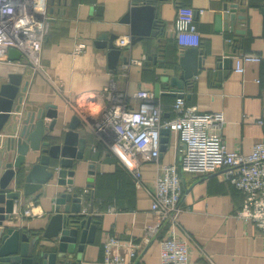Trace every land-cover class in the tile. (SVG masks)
Listing matches in <instances>:
<instances>
[{"label":"crops","instance_id":"crops-1","mask_svg":"<svg viewBox=\"0 0 264 264\" xmlns=\"http://www.w3.org/2000/svg\"><path fill=\"white\" fill-rule=\"evenodd\" d=\"M134 1L49 0L50 17L43 37L41 68L24 55L18 60L0 62L1 81L10 72L24 75L23 84L28 83L23 93L27 108L36 109L47 103L57 105L59 116L54 130L49 132L52 143L62 142L75 115L82 121L77 129L87 146L84 159L76 162L73 185L77 187L73 191L88 187L89 178H93L92 186L82 196V207L88 206L99 223L93 242L86 243L82 252L76 250L70 264H102L103 242L109 235L133 239L139 244L133 264H161L160 240L165 231L152 230L156 217L151 210V196L90 123L83 122L82 115L68 100L75 101L79 95L109 87L111 101L126 96L129 103L137 105L138 99L133 95L138 89L154 91L161 75H178L179 58L186 49L178 43L175 30L179 14L194 16L201 37L198 47L203 51L202 68L184 87L187 104L201 112L223 113L225 123L221 132L229 150L250 153L256 142L264 140V0H158L155 5L160 33L121 47L116 66L110 67L108 48L99 47L96 41L102 34L130 35V25L120 21ZM232 3L239 4L237 13L243 19L237 17L233 28L224 29L226 20L218 22L216 17L223 12L224 5ZM237 29H243L244 33H237ZM76 41L86 44L85 51L77 56L72 53ZM227 53L235 54L233 62L227 75L219 78L217 65ZM246 53L258 54L262 61L242 60L244 70L238 71L236 59H242ZM161 91L157 97L163 117H173L176 96L168 94V88ZM98 95L92 103L82 99L77 102L78 108L91 119L99 118L109 103L105 95ZM13 115L0 133V175L4 171L2 158L7 138L15 135L20 126L21 112ZM50 121L45 118L46 125ZM168 137L160 160L174 163L178 158L177 137L171 131ZM6 155L9 157L4 156L5 162L14 154L11 151ZM59 167V161L51 159L49 169ZM91 170L95 173L91 174ZM141 171L152 188L157 163L147 161L141 165ZM14 185L15 180L11 183ZM183 185V211L176 231L190 242V264H264V232L237 215L245 202L243 191L227 181L222 172L185 173ZM64 191H69L68 185H60L55 173L40 190L15 202V211L4 225L42 235L53 214V198ZM25 208H30V213L21 215ZM1 227L4 226H0V236L6 231ZM58 242L57 237L52 238L48 243L53 247L49 249L53 251Z\"/></svg>","mask_w":264,"mask_h":264},{"label":"built area","instance_id":"built-area-1","mask_svg":"<svg viewBox=\"0 0 264 264\" xmlns=\"http://www.w3.org/2000/svg\"><path fill=\"white\" fill-rule=\"evenodd\" d=\"M49 0H0V62L9 61L8 51L16 48L36 67L41 68L43 37L50 17ZM178 43L182 48L198 47L201 37L193 15L179 14L175 20ZM117 45L130 43V35H120ZM86 44L76 41L73 55H80ZM243 61H262L258 54H243L236 59V69L243 71ZM99 94V95H98ZM98 96L109 99L103 114L91 119L77 106L78 99L93 102ZM137 105L126 96L111 101L109 87L102 91L77 96L68 100L80 113L84 123L101 135L107 146L120 158L123 166L144 186L152 199L151 210L156 217L152 230L165 231L160 240L161 264H190L191 246L188 239L177 234L179 215L183 211V173L209 175L222 172L223 177L245 193V202L238 212L241 218L252 221L264 232V140L254 144L250 153L229 150L222 136L225 118L222 112H201L187 104L185 97H176L172 104L173 117L164 118L163 109L155 92L138 89L134 95ZM71 99V98H69ZM86 105V103H84ZM79 105V104H78ZM169 129L177 137L178 158L174 163L160 160L162 130ZM147 161L157 163L153 187L143 179L141 165ZM77 186H68L73 191ZM88 187H79L80 196ZM31 209L25 208L23 214ZM15 211V208H14ZM83 212H89L85 206ZM139 244L133 239L109 235L103 242L102 264H133L138 257Z\"/></svg>","mask_w":264,"mask_h":264},{"label":"water","instance_id":"water-1","mask_svg":"<svg viewBox=\"0 0 264 264\" xmlns=\"http://www.w3.org/2000/svg\"><path fill=\"white\" fill-rule=\"evenodd\" d=\"M157 1L136 0L122 17L120 22L130 25L131 44H135L144 36H155L160 33L155 5ZM238 9H240L238 3L224 5L223 12L216 17L218 22L226 20L224 29H228L229 26L233 28L237 17L243 19V15L237 13ZM236 31L244 33L243 29ZM119 36L117 33L102 34L96 41L99 47L108 48L109 65L113 68L122 52V48L116 43ZM22 55L16 48H10L8 51L11 60H18ZM234 55L227 53L219 61L217 65L219 78L223 74L227 75ZM126 60L124 57L125 62ZM179 63L181 70L178 75L164 73L160 76L154 90L156 96L162 93V88H168V94L184 97V87L203 66V51L199 47H187L182 52ZM23 78L22 73L10 72L6 80H0V133L5 124L12 120L14 112H21L18 131L7 138L2 158L4 171L0 175V226H4L1 228L6 231L0 236V264H70L76 250L82 252L86 243L93 242L99 223L94 218L97 215L91 214L90 211H82L83 198L78 192L64 191L53 198V214L42 235L38 231L30 232L27 229L20 230L14 226L4 225V221L14 212L15 202L20 200L21 196L27 197L40 190L55 173L60 185L75 186L73 183L76 162L84 159L87 146L86 139L80 137L77 129L82 123L77 115L73 117L65 131L62 142L52 143L49 132L54 130L59 116L57 105L47 103L36 109L27 108L24 105L23 93L27 91L28 83L23 84ZM45 118L51 119L48 125ZM169 133V129L162 130V151L168 144ZM11 151L13 157L5 162L4 156L9 157L6 153ZM51 159L59 161V169H49ZM93 166L92 164L91 167ZM23 172L25 174L21 183L20 177ZM90 173L95 172L91 170ZM67 176H70V179H67ZM13 180L14 187L11 186ZM92 181L93 178L90 177L88 187L92 186ZM56 237L59 242L52 251L49 247L53 246L48 242ZM42 240L44 243H41Z\"/></svg>","mask_w":264,"mask_h":264},{"label":"trees","instance_id":"trees-1","mask_svg":"<svg viewBox=\"0 0 264 264\" xmlns=\"http://www.w3.org/2000/svg\"><path fill=\"white\" fill-rule=\"evenodd\" d=\"M183 174H185V173H183Z\"/></svg>","mask_w":264,"mask_h":264}]
</instances>
